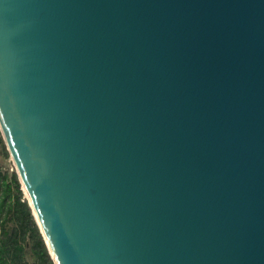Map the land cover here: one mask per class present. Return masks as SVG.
Masks as SVG:
<instances>
[{"label": "water", "instance_id": "1", "mask_svg": "<svg viewBox=\"0 0 264 264\" xmlns=\"http://www.w3.org/2000/svg\"><path fill=\"white\" fill-rule=\"evenodd\" d=\"M0 133L54 264H264V0H0Z\"/></svg>", "mask_w": 264, "mask_h": 264}, {"label": "trees", "instance_id": "2", "mask_svg": "<svg viewBox=\"0 0 264 264\" xmlns=\"http://www.w3.org/2000/svg\"><path fill=\"white\" fill-rule=\"evenodd\" d=\"M2 152L8 155L0 133ZM0 264H54L15 171H0ZM29 250L33 260L25 254Z\"/></svg>", "mask_w": 264, "mask_h": 264}, {"label": "rangeland", "instance_id": "3", "mask_svg": "<svg viewBox=\"0 0 264 264\" xmlns=\"http://www.w3.org/2000/svg\"><path fill=\"white\" fill-rule=\"evenodd\" d=\"M0 171H3V172L4 171H8L9 173H11V171H15V169L13 168V162L11 160V157H10L9 153H8V155H5L2 152L1 145H0ZM1 190H2V186H1V182H0V192H1ZM25 256H26L28 261H32L33 260L29 250H27Z\"/></svg>", "mask_w": 264, "mask_h": 264}, {"label": "bare ground", "instance_id": "4", "mask_svg": "<svg viewBox=\"0 0 264 264\" xmlns=\"http://www.w3.org/2000/svg\"><path fill=\"white\" fill-rule=\"evenodd\" d=\"M24 187V186H23ZM34 215H35V218L37 219V216H36V213H35V211H34ZM37 221H38V219H37ZM39 222V221H38ZM40 224V223H39Z\"/></svg>", "mask_w": 264, "mask_h": 264}, {"label": "built area", "instance_id": "5", "mask_svg": "<svg viewBox=\"0 0 264 264\" xmlns=\"http://www.w3.org/2000/svg\"><path fill=\"white\" fill-rule=\"evenodd\" d=\"M11 160H12V158H11ZM12 162H13V160H12ZM13 168L15 169V165H14V163H13ZM16 170V169H15Z\"/></svg>", "mask_w": 264, "mask_h": 264}]
</instances>
